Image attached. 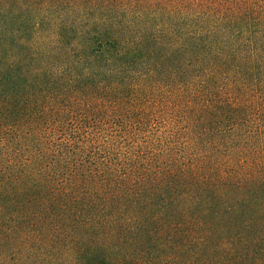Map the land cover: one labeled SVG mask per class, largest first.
<instances>
[{"label":"trees","instance_id":"1","mask_svg":"<svg viewBox=\"0 0 264 264\" xmlns=\"http://www.w3.org/2000/svg\"><path fill=\"white\" fill-rule=\"evenodd\" d=\"M0 264H264V0H0Z\"/></svg>","mask_w":264,"mask_h":264}]
</instances>
